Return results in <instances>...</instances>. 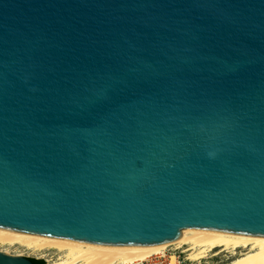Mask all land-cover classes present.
Segmentation results:
<instances>
[{
  "label": "water",
  "instance_id": "water-1",
  "mask_svg": "<svg viewBox=\"0 0 264 264\" xmlns=\"http://www.w3.org/2000/svg\"><path fill=\"white\" fill-rule=\"evenodd\" d=\"M0 227L264 237V0H0Z\"/></svg>",
  "mask_w": 264,
  "mask_h": 264
},
{
  "label": "bare ground",
  "instance_id": "bare-ground-1",
  "mask_svg": "<svg viewBox=\"0 0 264 264\" xmlns=\"http://www.w3.org/2000/svg\"><path fill=\"white\" fill-rule=\"evenodd\" d=\"M0 243L22 244L38 251L57 250L60 255L46 258L44 264H140L172 244L180 246L183 251L191 250L189 257L194 260L202 258L211 250L242 248L246 251L234 254L225 264H264V237L229 234L213 229L180 228L176 236L164 245L119 248L0 227ZM0 252L9 254L7 250ZM169 259L173 262L174 255H170Z\"/></svg>",
  "mask_w": 264,
  "mask_h": 264
},
{
  "label": "rangeland",
  "instance_id": "rangeland-1",
  "mask_svg": "<svg viewBox=\"0 0 264 264\" xmlns=\"http://www.w3.org/2000/svg\"><path fill=\"white\" fill-rule=\"evenodd\" d=\"M0 250H7L9 254L19 253L22 256H26L30 258H38V259L43 258L44 261L46 258H56L57 256L60 255L58 254L57 250L44 249L38 251V250L30 249L25 245L16 244V243L15 244L0 243ZM245 251L242 248H237L235 250L232 249H217L215 251L211 250L206 252V254L202 258L194 260L189 257L191 250L183 251V248H180V246L176 244L175 245L172 244L167 246L165 249H163L161 253L154 254L150 258L153 259L163 258L164 260L168 261L170 260L169 256L174 255L175 260L177 259L181 260L182 264H225L234 256V254L236 255ZM37 256H40V258ZM150 258H148V260H150ZM143 262H141L140 264H142Z\"/></svg>",
  "mask_w": 264,
  "mask_h": 264
},
{
  "label": "built area",
  "instance_id": "built-area-1",
  "mask_svg": "<svg viewBox=\"0 0 264 264\" xmlns=\"http://www.w3.org/2000/svg\"><path fill=\"white\" fill-rule=\"evenodd\" d=\"M142 264H182V262L179 259L170 262L169 260L166 261L163 258H156V259L150 258V260H148L147 258Z\"/></svg>",
  "mask_w": 264,
  "mask_h": 264
},
{
  "label": "trees",
  "instance_id": "trees-1",
  "mask_svg": "<svg viewBox=\"0 0 264 264\" xmlns=\"http://www.w3.org/2000/svg\"><path fill=\"white\" fill-rule=\"evenodd\" d=\"M32 262L34 264H44V260L43 259H38V258H31Z\"/></svg>",
  "mask_w": 264,
  "mask_h": 264
}]
</instances>
